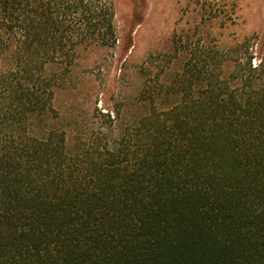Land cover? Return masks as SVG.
<instances>
[{"label":"trees","instance_id":"16d2710c","mask_svg":"<svg viewBox=\"0 0 264 264\" xmlns=\"http://www.w3.org/2000/svg\"><path fill=\"white\" fill-rule=\"evenodd\" d=\"M222 22L72 134L57 93L115 47L114 0H0V264H264V49Z\"/></svg>","mask_w":264,"mask_h":264},{"label":"rangeland","instance_id":"374dc122","mask_svg":"<svg viewBox=\"0 0 264 264\" xmlns=\"http://www.w3.org/2000/svg\"><path fill=\"white\" fill-rule=\"evenodd\" d=\"M201 6L207 10H200ZM221 20L223 26L210 33L223 41L248 38L257 60L264 49V0H114L115 47L83 53L81 65L67 73L72 79L67 76L64 88L58 90L56 105L65 128L73 134L98 127L101 113L107 111L111 118L118 111L120 118L127 119L136 110L140 68L153 75L151 62L159 61L157 56L169 47L173 33H184L193 23Z\"/></svg>","mask_w":264,"mask_h":264}]
</instances>
